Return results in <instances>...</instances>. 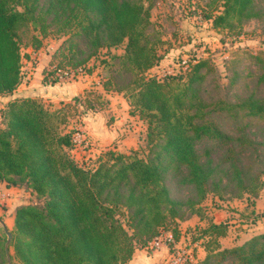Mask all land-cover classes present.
Returning <instances> with one entry per match:
<instances>
[{"label": "trees", "instance_id": "1", "mask_svg": "<svg viewBox=\"0 0 264 264\" xmlns=\"http://www.w3.org/2000/svg\"><path fill=\"white\" fill-rule=\"evenodd\" d=\"M156 3L0 0V96L12 94L22 82L19 33L31 28L28 40L35 49L50 35L63 38L52 54V82L59 81V70L92 73L87 65L106 50L100 64L111 72L101 80L102 89L127 96L129 113L147 123L144 154L108 150L94 168H86L69 154L74 134L61 130L66 121L59 112H51L37 98L9 100L0 115L5 122L0 127V182L28 188L41 199L15 210L9 249L20 264H127L137 248L167 226L197 213L207 193L220 185L207 143L227 147L230 163L224 177L243 185L245 171L235 159V148L254 144L246 139L245 128L252 119L264 120V98L249 93L236 101L206 96L209 80L219 87V71L209 56L177 75H149L164 56L158 52L161 39L152 21ZM205 9L203 17L211 28L237 37L247 22L264 20V5L258 0H209ZM119 47L122 53L109 56ZM250 57L264 84L262 54ZM228 62H223L225 72ZM83 97L82 107L91 101ZM100 97L94 94L83 114L103 110L107 102L94 104ZM222 122L232 123L233 132ZM169 176L192 187L195 196L185 201L173 197ZM226 227L209 222L197 231L192 241L202 239L206 255L191 264H264V233L221 249L218 238L226 235ZM172 235L179 239L176 230ZM5 242L0 236L2 263Z\"/></svg>", "mask_w": 264, "mask_h": 264}, {"label": "rangeland", "instance_id": "2", "mask_svg": "<svg viewBox=\"0 0 264 264\" xmlns=\"http://www.w3.org/2000/svg\"><path fill=\"white\" fill-rule=\"evenodd\" d=\"M208 1L157 0L156 6L151 9L152 21L161 39L158 52L161 56H164L159 64L147 73L159 76V78L167 75H177L184 72L182 66H180L183 59H192L194 56H209L217 65L219 71V77L217 78L219 87L209 80L205 84L206 90L204 93L206 96L209 98L221 96L224 99L236 101L249 93L264 98V84L258 81L257 66L254 63V59L250 57L255 54H262L264 58V20H251L247 22L240 37H237L229 30H215L211 28L210 23L203 17V12L207 10L205 8ZM258 4L264 5V0H258ZM30 35L31 28H28V30L24 29L19 33L22 54V86L12 94L0 96V115L12 98L31 97V71L33 69L39 68L48 81H52L56 76L51 73L53 70L52 66L54 65L50 63L49 55L55 47L57 48L62 43L63 38L57 35H50L42 41L40 48L35 49L29 44L28 39ZM122 51L121 47L111 49L109 56L115 53H122ZM101 56H107L106 50H103L99 59L91 60L87 66L91 68L92 73L94 72L98 76L101 75L103 79L109 76L111 70L108 66L105 67L100 64ZM227 60H230V62H228V71L225 72L223 62ZM85 75H89V73L83 69V72L75 74L72 80L64 81V83L69 82L79 86V82L84 84L83 77ZM228 78L234 80L232 85H229ZM88 86L85 94L76 90L78 93L74 96L76 99L70 98L68 101L63 102L60 108H54L53 105L48 106L51 112H59L58 117L65 119L66 124L64 126L61 125L63 132L71 131L74 134L73 136L78 133L87 137L81 129L84 125L83 110L87 109L86 107L89 106V103H93L94 94H100L101 96L94 103L97 107L100 105L104 106L105 102H108L102 91L95 88L92 84ZM25 90L29 91H26L27 93L24 94ZM83 96H87L88 100H91L84 107L81 106L82 100H84ZM118 96L124 101L123 95ZM39 100L44 105H50L44 102V99L41 97ZM127 101L129 103L128 99ZM116 106L121 109V102L118 98L116 99ZM221 125L227 132H233L234 130V125L230 122H222ZM2 126H5V122H2L0 118V127ZM245 135L246 139L248 138L254 144L235 148L238 153V158L235 159H238L237 162L245 171L243 185L236 184L235 181H227L224 177V172L230 163L225 158L227 147L215 143L205 144L211 147V159L217 166L214 179L221 180V183L207 193L205 199L201 202V207L198 210L199 213L188 215H192L193 219L191 221L184 222L183 220H177L164 229V234L166 233L165 230H170L172 233L176 230L179 234V240H182L181 246H185L188 241L197 235L196 228L197 226H201L197 223L200 215L204 217L210 216L218 222H227L232 226L226 240L227 245L231 244L235 238L241 239L264 231V120H250L245 128ZM83 143L90 146L85 139ZM142 144L131 152L136 151L140 155L144 154L143 146H145V140ZM73 149L74 147L70 150L69 154L72 158H75L76 154L71 152ZM107 151L108 149L101 155ZM98 159L90 158L86 162L83 161V164L86 168H94ZM168 187L172 196L179 201H185L187 198L195 196L196 191L192 187L176 183V180L171 176L168 177ZM21 189L24 196L23 199L26 201L25 204H38L41 202V199L35 192L28 188ZM6 204V202H0V210H5L7 208ZM221 212L223 213L221 214ZM12 216H6V220L9 221ZM0 219L2 222V224L0 223V236L6 238L5 248L8 247L9 251V255H6L5 263L0 262V264H20L13 255L12 247L9 249V242L3 225H5L8 232L13 231L15 227L10 230L2 221L3 218L0 217ZM194 232L196 233L195 235L193 234ZM182 234L184 235L183 239L180 238Z\"/></svg>", "mask_w": 264, "mask_h": 264}, {"label": "crops", "instance_id": "3", "mask_svg": "<svg viewBox=\"0 0 264 264\" xmlns=\"http://www.w3.org/2000/svg\"><path fill=\"white\" fill-rule=\"evenodd\" d=\"M55 48L49 55L50 63L52 65L54 64L52 61V54L55 51ZM101 80L102 76H98L93 72L83 77V81H85L84 84L79 82L80 85L76 86L75 84H71L69 82L64 83L61 81H48L39 68H35L31 71V97L37 99L41 97L44 99V102L50 104L45 105L47 107L53 105L54 108H60L63 105V102L68 101L70 98H74V96L78 94L76 90L84 93L89 87V84L94 85L95 88H98L100 91H102L108 99L107 105L103 110L96 112L87 111L84 113V125L81 129L87 136H84V139L87 140L90 146L83 144L82 147H76L71 151L72 153L76 154L75 158L73 159L80 165L90 158H100L102 156L101 154L106 149L114 150L120 153H130L132 150L137 149L138 146L143 145L142 143L145 140L146 123L137 115H131L129 113L130 106L127 98L123 94L105 92L102 89ZM20 86H22V84H20L19 87ZM26 91L29 90H25L24 94L27 93ZM118 95H123L122 97L124 101H122ZM117 98L121 102V109L116 106ZM82 166H84V164ZM23 198L24 196L21 188L9 186L4 181L0 182V200L2 203H7V208L5 210H0V217L3 218L2 221L10 230H12L14 225V212L16 208L26 203ZM222 213L223 212H221V214ZM11 215L13 216L9 221H7L6 216L8 217ZM192 219L193 217L191 216L190 218H187L183 221L188 222ZM209 222L215 224L223 223L227 224L228 226L226 227L228 228L226 235L218 238V243L221 249L240 245L251 237L264 233V231H261L259 233L257 232L248 235L245 238H235L231 244L227 245L226 240L231 232L232 226L227 222H218L215 218L210 216H203L198 217L197 219V223L201 225L197 226V231H199L201 227L208 225ZM196 233L194 232L193 234L195 235ZM165 234L166 237L172 236L175 242L173 244L168 243L163 245L155 251H147L145 247L137 248L131 260L127 264H166L170 258V255H172L175 249L179 247L192 249L195 254L196 261L197 259L201 260L205 257L204 255H206V250L202 239L196 241L190 240L185 246H181L182 240L175 239L170 230L166 231ZM180 238L183 239L184 235L182 234Z\"/></svg>", "mask_w": 264, "mask_h": 264}, {"label": "built area", "instance_id": "4", "mask_svg": "<svg viewBox=\"0 0 264 264\" xmlns=\"http://www.w3.org/2000/svg\"><path fill=\"white\" fill-rule=\"evenodd\" d=\"M201 58V56H194L191 60L188 58H185L182 60L180 63V66H182V70H186L189 66L190 63L193 64L196 60ZM80 72H83V69H78V70H71V69H65V70H59L58 71V78L59 81L64 82V81H70L73 79L75 74H79ZM159 77V76H158ZM77 136V137H75ZM73 137V147H82L83 146V141H84V136L82 134H76ZM1 202V200H0ZM175 241L171 237H166V234L163 232L160 233L158 236L154 237L152 240H150L147 245L145 246V249L147 251H155L162 247L163 245H166L168 243L173 244ZM192 249L186 248V247H179L176 248L175 251L173 252L172 255H170V258L168 259L166 264H191L196 261V258L193 254Z\"/></svg>", "mask_w": 264, "mask_h": 264}, {"label": "water", "instance_id": "5", "mask_svg": "<svg viewBox=\"0 0 264 264\" xmlns=\"http://www.w3.org/2000/svg\"><path fill=\"white\" fill-rule=\"evenodd\" d=\"M1 222V221H0ZM2 224V222H1ZM4 227V232L5 234L7 235V238H8V242L11 240L12 238V234L10 232H8L7 228L5 227V225H3ZM5 251H6V255L8 256L9 255V251H8V247L5 248Z\"/></svg>", "mask_w": 264, "mask_h": 264}]
</instances>
